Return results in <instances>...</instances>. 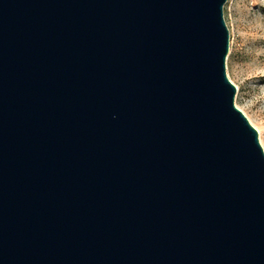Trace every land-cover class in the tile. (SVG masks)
I'll return each instance as SVG.
<instances>
[{
	"label": "water",
	"instance_id": "1",
	"mask_svg": "<svg viewBox=\"0 0 264 264\" xmlns=\"http://www.w3.org/2000/svg\"><path fill=\"white\" fill-rule=\"evenodd\" d=\"M226 3L0 0V264H264Z\"/></svg>",
	"mask_w": 264,
	"mask_h": 264
},
{
	"label": "rangeland",
	"instance_id": "2",
	"mask_svg": "<svg viewBox=\"0 0 264 264\" xmlns=\"http://www.w3.org/2000/svg\"><path fill=\"white\" fill-rule=\"evenodd\" d=\"M230 34L226 68L237 87L235 104L258 131L264 150V0H227Z\"/></svg>",
	"mask_w": 264,
	"mask_h": 264
}]
</instances>
